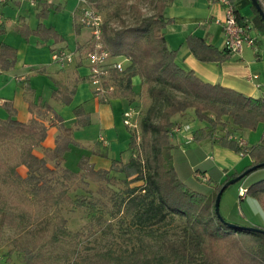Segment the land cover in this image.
<instances>
[{
  "label": "trees",
  "instance_id": "1",
  "mask_svg": "<svg viewBox=\"0 0 264 264\" xmlns=\"http://www.w3.org/2000/svg\"><path fill=\"white\" fill-rule=\"evenodd\" d=\"M89 1L94 2L96 0ZM231 1L235 4L238 0ZM173 2L174 0H158V11L155 15L143 18L141 22L133 27L115 31L106 40V44L109 43L112 47H109V49L113 55L126 57L130 60L122 76L120 78L117 76L120 80L119 85L122 88V96L127 97L129 95L128 92L132 89L133 78L142 76L147 81L155 82L154 84L161 86L160 93L167 104L157 125L152 127L151 117L143 120L145 131L150 128L156 131L159 147L155 148L154 156L150 159V168L153 171L148 177L149 189L147 186L144 187L145 194L143 196L138 195L133 199V202L142 203L145 201L146 196H150L152 198L146 201L148 203L140 214V216H143L142 218L145 220L162 219L167 210L184 217L188 229L195 231L198 242L169 247L171 251L169 261L177 263L182 261L186 264H243L239 263L234 255L230 256L227 249L240 236L256 239L264 247V229L248 224L240 218V214L237 218L239 222L227 220L221 214V210L220 215L217 213L216 201L218 194L228 181L245 173L248 169L260 165L259 168L231 185L238 187L246 176L264 169V134L256 144L248 148L247 155L252 159L249 166H246L241 172L236 171L228 175L223 182L213 186L211 192L208 189L207 193L203 194L190 188L181 179L177 171L173 153L177 147L172 142L174 137L172 136V129L176 125L175 116H186L188 111L193 109L196 118L201 123H206V126L202 127L206 128L205 130H202L201 133H195L194 139L196 142L207 139L214 140L216 134L220 133L217 142L223 147L240 153L243 148L239 146L238 140L234 139L237 138L235 137L236 134L232 135L231 130L227 128L228 121L224 118L231 119L233 126L239 131L246 129L256 131L260 124H264V96L259 98L246 96L239 91L219 84L206 83L196 76L192 70H186L177 63L178 51L169 47L164 32L165 28L172 23L171 19L165 17V10ZM39 4H41V1H39ZM42 6L43 8L39 14L42 18H45L51 9L56 12L61 10V6L53 7L49 4H43ZM252 8L254 11L252 22L264 33V20L254 5ZM234 10L240 22L243 23L245 18L240 16L235 5ZM82 27V24H76L77 34H80ZM18 30L25 38L36 35L44 42L51 39H60L53 28H47L44 24H40L37 30L31 31L23 23L18 27ZM187 44L189 48L207 61H222L230 54L225 47L219 51L213 45L208 44L205 38L189 36ZM16 60V49L0 44V69H11L16 64ZM145 61L149 62V71L144 69V66L146 67ZM116 74L118 72H114L115 76ZM72 94H74V91H71L69 95ZM53 96L54 98L57 97V92H54ZM71 100L69 96L64 100V103L70 105ZM8 112L9 116L6 120L0 119V143L12 141L14 138L30 141V144L23 151L22 162L28 169V175L27 177L21 176L16 166L9 167L0 158V181L10 184L16 189L25 188L34 197L42 195L48 202L56 204L73 202L67 193L59 192L58 195L55 193L56 187L51 183V177H49L55 174L58 167L62 165L65 153L71 149V146L80 145L72 136L73 128L65 126L62 119H60L58 124L60 133L56 138L55 148L47 151L44 157H40L34 153V147H42L48 136V127L39 119H32L28 123L17 120L15 118L16 111L13 108H9ZM74 114L76 128L92 125L91 113L87 112L83 105L77 106L74 109ZM219 128L221 129L219 130ZM134 143L135 137L132 136L129 147H133ZM49 160L56 162V169L49 166ZM131 165L133 166L132 161L129 163L130 167ZM79 168L81 173L63 169L64 176L72 179L88 176L91 179L98 180L100 177L107 178L109 174V170L96 168L86 157L81 159ZM135 172L140 173L138 180L143 179V174L138 168L135 169ZM132 174L127 173V176L129 177ZM228 188L224 190L223 195ZM246 189L248 198H256L264 205V175L261 178L249 181ZM140 190L142 191V188ZM236 196L240 200L239 189L236 191ZM74 204L77 207L80 206L81 202L74 201ZM20 219L21 217L16 213L6 207H0V243L4 240L5 228L19 227ZM207 239H209V243ZM16 249L24 254L25 264H35L32 261L33 248H27L17 243ZM111 256L110 252L102 253L85 264H113ZM145 257V249L141 247L130 256L128 264H151ZM243 260L247 259L243 257ZM246 264L252 263L246 262Z\"/></svg>",
  "mask_w": 264,
  "mask_h": 264
},
{
  "label": "rangeland",
  "instance_id": "2",
  "mask_svg": "<svg viewBox=\"0 0 264 264\" xmlns=\"http://www.w3.org/2000/svg\"><path fill=\"white\" fill-rule=\"evenodd\" d=\"M157 1L96 0L91 2L87 0L86 5L81 3L78 20L86 7L101 17L103 42L106 44L108 36L115 31L133 27L143 18L155 15L158 11ZM259 2L264 7V0H259ZM254 25H252L253 29H255ZM255 27L258 29L257 26ZM262 34L264 35L263 32ZM258 37L259 45L264 47L262 36L258 35ZM107 44L108 48H112L109 43ZM125 63L127 64V62ZM145 64V71H149V62L145 61ZM125 71L126 69L119 71L116 76L114 75V80H110L114 86V90L110 94H104L99 99L95 95L94 97L104 103H111L110 100L113 97L123 98L122 88L119 85L120 80L117 76L120 78ZM154 83L141 76L140 81L132 85L125 102H122L123 110L119 112V118L125 128L126 148L119 151V158L113 160L115 162L110 168H104L109 170L107 178L100 177L98 180L88 176L76 179L67 178L63 173V169H68L64 165L65 159L55 171L56 173L49 176L51 183L56 187L55 193L57 195L59 192L67 193L73 202L62 204L48 202L42 195L34 197L25 188L16 189L10 184L0 181V207H6L21 217L19 227L5 228L4 240L0 243V264H25L24 254L16 249L17 243L27 248H33L32 261L35 264H85L106 252L112 254L113 264H128L130 256L141 247L145 249V259L151 264H186L182 261L177 263L168 260L171 257L169 247L198 242L195 231L188 229L185 218L166 210L162 219L145 220L140 214L148 203L146 201L152 197L146 196L142 203L133 202L135 197L145 194L144 187L147 186L149 189L148 177L153 171L150 168V159L154 156L155 148L159 147L156 131L152 128L148 129L150 131H145L143 120L151 117L152 127L157 125L167 107L166 101L163 100L160 93L161 86ZM224 119L228 121L227 128L231 130V134H236L235 137L243 139L242 133H238L239 130L233 126L231 119L227 117ZM59 120L56 116L47 114L42 123L46 127H52V125L58 127ZM128 120L131 125L126 122ZM174 121L178 126L190 125L193 137L195 133H201L206 129L202 128L206 126V123H201L196 118L193 109H190L186 116H175ZM76 129L81 128L75 126L72 136ZM220 135L217 133L214 140L217 141ZM132 136L135 137V143L133 147H129ZM176 136L172 140H175ZM234 139L236 140V138ZM193 142H196L195 139ZM173 143L177 144L178 142L174 141ZM256 143L253 140L249 147ZM29 144V140L22 138H14L12 141L0 143V158L3 163L9 167L16 166L18 173L23 177L28 175V169L22 163L23 151ZM111 145L112 141L101 134L94 144H88L85 147L89 148L90 152H100L99 150L106 152ZM49 150L51 149L44 148L43 145L34 147L36 155H45ZM173 153L174 159L178 158V154H180L178 150ZM86 158L90 161V158ZM130 161L133 162L131 167L129 166ZM48 164L51 168H57L55 161L49 160ZM136 168L143 174V179L138 180L140 173L135 172ZM75 172L81 173L80 168ZM127 173L133 174L128 177ZM263 175L264 169H260L250 176H246L238 187L228 188L220 205L221 214L227 220L239 222L237 218L240 214V218L248 224L264 229L263 202L256 198H248L247 193L244 198L238 200L234 194L241 187L245 189L249 181L261 178ZM196 179L211 184L209 178L203 180L200 176ZM194 183L198 187L191 183L186 184L199 193H207L206 183ZM213 188L210 185L209 191L211 192ZM74 201H80V206L76 207ZM249 209L252 214L248 213V215L246 211ZM257 241L253 238L240 236L227 249V252L230 256L234 255L239 263L264 264V247ZM207 242H210L209 239ZM243 257L247 260H243Z\"/></svg>",
  "mask_w": 264,
  "mask_h": 264
},
{
  "label": "crops",
  "instance_id": "3",
  "mask_svg": "<svg viewBox=\"0 0 264 264\" xmlns=\"http://www.w3.org/2000/svg\"><path fill=\"white\" fill-rule=\"evenodd\" d=\"M43 4L61 6V10L56 12L51 9L42 18L39 14ZM234 5L240 16L254 25L252 1L238 0ZM80 6L79 0H11L0 8V44L17 51L14 67L0 69V119L6 120L9 108H13L16 111L15 118L24 123L32 119L42 122L50 114L62 119L65 126L74 128V109L83 105L91 113L92 125L74 131V139L81 145H72L64 156V165L74 172L79 169L84 156L90 158V163L96 168H110L113 160L119 158V151L126 148L127 139L119 118V112L123 110L122 102L127 97H113L111 103L99 101L94 97L85 60L78 58L62 64L54 59L53 54L57 51L83 52L92 43L89 29L82 27L80 34L76 32V24H81L78 20ZM165 17L172 20L164 30L166 39L169 47L178 51L177 63L182 68L192 70L206 83L219 84L246 96H264V47L259 45L258 37L261 35L264 40V35L255 25L252 32L255 37L253 46L245 45L240 53H230L222 61H207L189 48L187 38H205L208 44L221 51L224 48V32L217 21L225 19V6L212 0H174L166 8ZM23 23L31 31L44 24L47 28H53L60 39L44 42L36 35L25 38L18 30ZM253 75H258V78H253ZM137 80L140 81V76L133 78V85ZM71 91L74 94L69 95ZM54 92H57L55 98ZM69 96L72 100L70 105H66L64 100ZM239 133L250 145L253 140L258 142L264 134V124H260L256 131L246 129ZM58 134L56 125L48 127V136L42 144L44 148L54 149ZM101 134L112 141L110 149L106 152H90L85 146L94 144ZM174 141L178 142L175 145L180 153L174 163L181 179L198 187L194 182H206L196 177L202 176L203 180L209 178L211 184L206 183V191L210 185L223 182L228 175L240 172L252 162L249 155L242 157L216 140L187 144L183 137L177 135ZM234 194L236 196V191ZM246 212L251 213V210Z\"/></svg>",
  "mask_w": 264,
  "mask_h": 264
},
{
  "label": "built area",
  "instance_id": "4",
  "mask_svg": "<svg viewBox=\"0 0 264 264\" xmlns=\"http://www.w3.org/2000/svg\"><path fill=\"white\" fill-rule=\"evenodd\" d=\"M10 1L0 0V8ZM79 1L85 5L87 4V0ZM212 1L219 2L226 8L225 19L217 21L223 28L224 47L230 53L237 54L243 50L245 45L253 46L255 44V37L252 35L253 26L247 21L240 22L234 10V3L231 0ZM79 20L82 26L91 32V45L83 52L70 50L57 51L53 54L54 59L62 64L73 62L78 58L85 60L89 67V81L93 85L94 95L99 99L104 94H110L114 90L113 83H110V80H114V72L124 71L130 60L126 57L113 55L103 42V22L101 17L91 11L89 7L83 9V14ZM121 58H124V60H121ZM253 78H258V75H253ZM128 121L126 122L131 125L130 121ZM175 135L183 137L187 144L194 141L190 125H175L172 129V136ZM236 140H238L239 146L243 148L240 155L242 157L246 156L248 154L249 143L238 137ZM246 193V188L243 189L241 187L239 189L240 200L245 197Z\"/></svg>",
  "mask_w": 264,
  "mask_h": 264
},
{
  "label": "water",
  "instance_id": "5",
  "mask_svg": "<svg viewBox=\"0 0 264 264\" xmlns=\"http://www.w3.org/2000/svg\"><path fill=\"white\" fill-rule=\"evenodd\" d=\"M252 4L256 7V9L258 10L259 14L261 15V17L264 20V9L262 7V5L260 4L259 0H251ZM260 165L254 166L250 169H248L247 171H245V173L239 175L238 177L228 181L224 187L221 189L220 193L217 196V201H216V211L217 213L220 215V202H221V198L223 195V192L226 188H228L231 185H234L235 183H237L238 181H240L245 175L249 174L250 172H252L253 170H256L257 168H259Z\"/></svg>",
  "mask_w": 264,
  "mask_h": 264
}]
</instances>
